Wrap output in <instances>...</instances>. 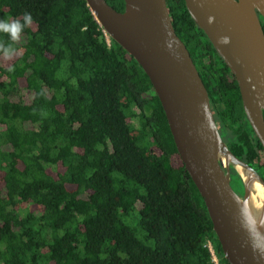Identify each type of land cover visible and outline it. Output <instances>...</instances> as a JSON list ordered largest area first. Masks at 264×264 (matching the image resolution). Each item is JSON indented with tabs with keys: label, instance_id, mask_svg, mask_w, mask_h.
<instances>
[{
	"label": "trees",
	"instance_id": "16d2710c",
	"mask_svg": "<svg viewBox=\"0 0 264 264\" xmlns=\"http://www.w3.org/2000/svg\"><path fill=\"white\" fill-rule=\"evenodd\" d=\"M167 1L178 36L217 55L205 85L220 133L264 178L235 76L185 0ZM26 12L19 42L0 32V264H230L141 65L86 0H0V19Z\"/></svg>",
	"mask_w": 264,
	"mask_h": 264
},
{
	"label": "water",
	"instance_id": "95a60500",
	"mask_svg": "<svg viewBox=\"0 0 264 264\" xmlns=\"http://www.w3.org/2000/svg\"><path fill=\"white\" fill-rule=\"evenodd\" d=\"M106 36L131 54L148 75L166 114L178 153L206 204L230 264H264L249 221L264 219V178L224 141L210 93L167 0H86ZM201 29L235 76L244 113L264 149V0H185ZM241 179L243 194L232 184ZM264 231V228H261Z\"/></svg>",
	"mask_w": 264,
	"mask_h": 264
},
{
	"label": "clouds",
	"instance_id": "9594fccd",
	"mask_svg": "<svg viewBox=\"0 0 264 264\" xmlns=\"http://www.w3.org/2000/svg\"><path fill=\"white\" fill-rule=\"evenodd\" d=\"M33 23V17L31 13H24L23 21L20 19H0V32L6 33L10 36L11 41L19 42L20 38L26 27H30ZM0 51L4 52L5 58H11L12 47L9 45L4 47L3 43H0ZM264 211V209H260ZM264 219L260 215L253 214L252 220L249 221V232L252 238L253 247L257 251H264Z\"/></svg>",
	"mask_w": 264,
	"mask_h": 264
},
{
	"label": "flooded vegetation",
	"instance_id": "af4514ba",
	"mask_svg": "<svg viewBox=\"0 0 264 264\" xmlns=\"http://www.w3.org/2000/svg\"><path fill=\"white\" fill-rule=\"evenodd\" d=\"M202 38L205 39L204 37H202ZM184 43L186 44L187 48L189 49V52L193 58L194 63L196 64V66L198 68V71L200 72V75H201L204 83H206V78H208L206 75V72H205L206 66L210 63V61L216 60L217 55L212 52V50L207 45V43H205V45L208 49V52L201 51V49L199 47L196 49L193 48L191 43H186V42H184ZM220 131H221V128H220Z\"/></svg>",
	"mask_w": 264,
	"mask_h": 264
},
{
	"label": "rangeland",
	"instance_id": "374dc122",
	"mask_svg": "<svg viewBox=\"0 0 264 264\" xmlns=\"http://www.w3.org/2000/svg\"><path fill=\"white\" fill-rule=\"evenodd\" d=\"M19 93L23 95V94H26V91L24 89L20 88ZM135 123H136V125H138L137 121H135ZM232 184L237 191H239L241 194H243L244 191L242 190V183L239 185L238 182L236 181V179L233 178ZM28 208H29V206L27 204H24L21 206V208L19 210V213L21 214V216L26 214V212L28 211ZM37 214H39V213H37Z\"/></svg>",
	"mask_w": 264,
	"mask_h": 264
},
{
	"label": "built area",
	"instance_id": "2783aa9c",
	"mask_svg": "<svg viewBox=\"0 0 264 264\" xmlns=\"http://www.w3.org/2000/svg\"><path fill=\"white\" fill-rule=\"evenodd\" d=\"M210 247H211V245H210Z\"/></svg>",
	"mask_w": 264,
	"mask_h": 264
}]
</instances>
